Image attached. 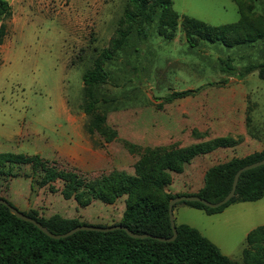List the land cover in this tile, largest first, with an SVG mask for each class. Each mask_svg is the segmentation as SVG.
I'll use <instances>...</instances> for the list:
<instances>
[{
    "label": "rangeland",
    "instance_id": "374dc122",
    "mask_svg": "<svg viewBox=\"0 0 264 264\" xmlns=\"http://www.w3.org/2000/svg\"><path fill=\"white\" fill-rule=\"evenodd\" d=\"M6 1L12 12L0 15V152L38 154L45 166L91 181L111 171L134 174L136 161L150 150L227 142L170 173L167 190L188 195L203 185L209 166L264 148V78L256 69L238 74L264 61V0H171L176 25L160 24L157 9L146 28L139 17L124 16L128 0ZM239 13L257 34L238 42L235 34L227 42L193 30L187 37L182 25L188 16L220 26L236 22ZM97 61L104 80L85 85L82 76ZM188 89L186 96L170 97ZM95 117L101 131L90 133L86 127ZM10 169L14 176H0V196L21 211L90 225L121 220L125 196L77 208L61 195L62 181L38 185L40 168ZM173 215L240 262L247 233L264 223V196L214 213L177 202Z\"/></svg>",
    "mask_w": 264,
    "mask_h": 264
},
{
    "label": "trees",
    "instance_id": "16d2710c",
    "mask_svg": "<svg viewBox=\"0 0 264 264\" xmlns=\"http://www.w3.org/2000/svg\"><path fill=\"white\" fill-rule=\"evenodd\" d=\"M157 9L160 24H169L170 27L176 25L178 14L172 9L171 0H128L124 16L129 20L139 17L137 21L146 28L155 17ZM11 12V5L6 0H0V15L7 17ZM182 25L187 37H190L193 30L204 38L223 42H227L234 34L236 42L248 39L250 31L257 34V29L241 19V15L236 22L220 26L182 16ZM4 35L5 27L0 25V44ZM120 35L123 36V32ZM114 43H118V40ZM95 65L93 70L83 74L85 85L98 84L104 80L101 62L97 61ZM254 69L259 77L264 78V61L256 65L248 64L238 69V74L243 75ZM228 70L236 71L237 68L231 66ZM191 92V89L175 91L170 97H183ZM93 108L94 102H88L86 111L90 112ZM93 121L87 125V131H101L100 120L95 117ZM226 145L227 142L221 143L215 139L210 144H205L203 149L202 146L196 145L184 150L162 153L150 150L136 161L134 174L111 171L91 181H84L73 172L57 171L53 167L45 166L38 154L25 156L0 152V176H14L10 169L13 165L27 163L34 171L40 168L42 174L38 185H49L52 188L51 183L62 181L61 195L65 199L74 200L77 208L88 206L95 200L112 204L125 196L121 220L111 225L120 224L136 233L169 237L172 229L168 218V201L171 197L180 195H173L167 190L173 181L170 173H180L183 163L191 157ZM263 157L264 148L209 166L203 173V185L196 193L188 195H198L210 202L219 201L230 190L237 169ZM263 196L264 164H261L240 173L234 195L219 207H208L199 201L181 202L203 209L206 213H214L232 202L255 201ZM0 198L8 201L5 196ZM22 212L54 233H64L77 225L87 224L76 217L68 218L59 214L45 217L34 209ZM175 226L177 235L172 241H160L151 237L134 238L122 229L106 232L78 230L66 237L55 239L33 223L17 218L5 205L0 204V264H264V223L247 233L240 262L222 253L218 246L197 228L176 222Z\"/></svg>",
    "mask_w": 264,
    "mask_h": 264
},
{
    "label": "water",
    "instance_id": "95a60500",
    "mask_svg": "<svg viewBox=\"0 0 264 264\" xmlns=\"http://www.w3.org/2000/svg\"><path fill=\"white\" fill-rule=\"evenodd\" d=\"M261 164H264V157L258 161L246 164V165L240 167L239 169H237V171L234 174L230 190L219 201L210 202V201H208V200H206V199H204L198 195H175L174 197H171L168 201V218H169L170 226L172 229V234L169 237L154 236V235H151L149 233H136V232H133L132 230L128 229L126 226L120 225V224L108 225V226L81 224V225H77V226L69 229L68 231H66L64 233H54V232L49 231L45 226H43L37 220L29 217L28 215L24 214L21 210L17 209L15 206L11 205L5 199L0 198V204L5 205L8 208L9 212L12 213L13 215H15L17 218H20L22 220L33 223L38 229H40L46 235H48L51 238H55V239L66 237V236L71 235L72 233H74L78 230H94V231L106 232V231L115 230V229H122V230L126 231V233L128 235H130L131 237H134V238L151 237V238H154V239H157L160 241H172L175 239V237L177 235L176 226H175V219H174V215H173V205L175 203L181 202V201H199L208 207H212V208L219 207V206L225 204L227 201H229V199L234 195L236 184H237L240 173L243 172L244 170L259 166Z\"/></svg>",
    "mask_w": 264,
    "mask_h": 264
}]
</instances>
